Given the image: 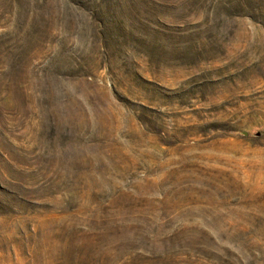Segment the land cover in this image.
I'll return each mask as SVG.
<instances>
[{"label":"rangeland","instance_id":"rangeland-1","mask_svg":"<svg viewBox=\"0 0 264 264\" xmlns=\"http://www.w3.org/2000/svg\"><path fill=\"white\" fill-rule=\"evenodd\" d=\"M0 264H264V0H0Z\"/></svg>","mask_w":264,"mask_h":264}]
</instances>
